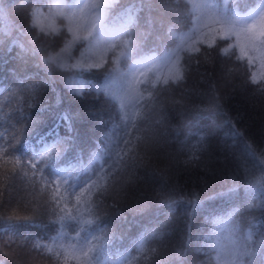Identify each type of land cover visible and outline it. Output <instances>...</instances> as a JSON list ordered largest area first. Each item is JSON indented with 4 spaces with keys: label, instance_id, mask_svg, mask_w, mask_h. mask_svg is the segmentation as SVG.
Here are the masks:
<instances>
[{
    "label": "trees",
    "instance_id": "trees-1",
    "mask_svg": "<svg viewBox=\"0 0 264 264\" xmlns=\"http://www.w3.org/2000/svg\"><path fill=\"white\" fill-rule=\"evenodd\" d=\"M127 1L137 2L136 32L142 51L165 43L171 29H183L190 20L185 0H171L180 4L179 10H168L160 0H122V4ZM0 4L8 6V20L0 23L4 41L0 145L25 128L10 153L26 161L48 152L38 165L43 175L67 180L66 187L73 191L97 172L92 199L103 192L99 203L107 210L84 225L85 231L75 221H65L66 236L53 244L52 238L60 235V221L52 209L65 213L55 204L41 207L44 196L38 190L47 193V186L41 181L34 189L22 173L9 180L8 173L0 170V264H55V254L34 249L37 240L62 249L65 255L60 259L67 264H83L85 259L89 264H216L215 252L205 240L215 227L211 217L233 208L239 209L236 220L242 237L252 232L254 241L264 238V196L246 191L250 183L258 187L264 182V78L253 81L246 60L219 52L209 58L203 53L213 50L199 44L200 54L194 50L181 54L184 79L157 83L156 88L150 81L140 84L139 89H148L142 92L144 98L121 110L102 92L74 95L64 81L78 74L89 87L100 80L111 60L83 73L45 66L43 58L62 46L66 29L58 28L62 36L34 39L40 35L30 18L36 4L31 0H0ZM13 37L30 49L27 56L22 58ZM33 48L36 56L31 54ZM157 91L153 100L149 93ZM116 114L125 119L115 120ZM126 140L131 141L127 146ZM120 156L127 159V166L117 165L111 174L105 171L109 160ZM234 182L236 191L230 199L216 196ZM193 193L203 202L199 211L181 202ZM172 200L177 203L170 204ZM82 214L88 218L87 211ZM86 236L91 244H85ZM98 244L103 245L96 251ZM81 246L92 249L87 258L79 252ZM246 261L264 264V249L257 246Z\"/></svg>",
    "mask_w": 264,
    "mask_h": 264
},
{
    "label": "snow or ice",
    "instance_id": "snow-or-ice-1",
    "mask_svg": "<svg viewBox=\"0 0 264 264\" xmlns=\"http://www.w3.org/2000/svg\"><path fill=\"white\" fill-rule=\"evenodd\" d=\"M162 6H166L168 10L175 8L180 9V4H172L171 0H160ZM31 3L36 4L31 10L30 18L33 25L39 27V37H56L63 35L56 27L57 17L63 16L69 22L67 29L71 35V39L64 44L59 51H51L43 58L45 66L51 64L58 69L68 72L77 70L78 73L87 72L91 69H98L103 64L111 63L116 65L111 68L109 76L103 88H94L93 85L86 87L83 80L78 79L80 75L73 74L64 77L67 87L74 95L79 96L81 93L91 92L95 90L97 93L104 92L110 96L112 100L118 101L120 109H126L130 103H139L142 100L143 91H148L147 88L143 90L137 88V85L144 84L148 79V73L153 68H167V74L161 78L157 76L155 81H151L152 88H156L157 83L168 85L169 82H178L184 79V66L181 65V54L193 52L191 40L193 35H178L175 39L178 41L176 47L167 52L163 57H159L154 51H142V41L137 38L136 29L139 28L138 16L135 5L130 8L122 10V0H76L75 4H71L69 0H31ZM223 10H218L210 4L194 5L204 11L202 15L210 14L215 23L220 24L221 27L214 30L211 39L199 40L197 43L203 44L206 49H212V52H204L203 55L211 58L216 52L229 59L237 61H247L249 66H252L254 61L259 60L264 64V0H246L243 5L238 3V0H223ZM255 3V6H253ZM7 5L0 4V23L8 20ZM237 7L247 8L243 15L233 12L228 15V10ZM47 9V14L42 11ZM195 31V30H194ZM10 35V32L8 33ZM21 34L23 29L21 28ZM141 36L147 38V34L141 32ZM13 44L20 47L22 58L27 56L30 49L21 43L16 37L12 38ZM218 41H230L227 47L218 43ZM78 42H86L87 47L80 51L79 59L75 63H71L73 46ZM4 43L2 34H0V46ZM187 45V46H186ZM79 50V49H77ZM11 51V49H9ZM200 47H195L194 52L201 53ZM32 56L37 55L35 48L31 49ZM185 61V65L189 64ZM197 63L199 58L197 57ZM144 76L145 80H140L139 76ZM27 78V77H25ZM255 78L253 77V81ZM153 100L159 95L156 93H149ZM115 120H123L124 116L116 114ZM25 128L13 134L7 141L0 145V170L8 173L9 180L19 176L21 173L32 182L35 189L36 185L41 181L47 186L48 192L45 193L43 189L38 191L44 196L42 208L49 209L55 204L60 212L64 215H59L56 209H52L53 214L56 215L60 221V235L53 237V244L60 241L66 236L63 232L65 221H75L80 231H85L84 225H91L98 220L100 216L106 214V208L101 207L99 200L103 196V192L97 194L96 200L92 199L93 188L97 186L95 175L78 190H71L67 185V180L59 178L49 180L43 175L42 168L38 165L40 160L49 155L45 152L42 157L36 160L21 161L17 156L10 153V149L18 142L19 137L23 134ZM204 137H200L202 145ZM125 146L129 145L131 141L123 142ZM120 151H123L120 149ZM112 157V154H111ZM96 158H99L98 155ZM193 154L192 159H195ZM108 168L105 170L111 174L112 169L117 165L127 166L128 161L124 156L118 157L116 160L110 159ZM5 165H10L9 168H4ZM104 165H101V169ZM29 172L31 176H29ZM227 187V191H220L216 196L221 198H231L230 194L236 191L235 182L233 186ZM106 191V190H105ZM246 191L250 194L254 193L259 196H264V182H259V186L255 187L250 183L246 187ZM49 196L51 199H49ZM215 199V197H213ZM74 201V203H73ZM186 203L189 208L199 211L203 204L192 194L191 199L181 201ZM177 201L172 200L170 204H175ZM74 209V210H73ZM84 211L88 212V218L82 214ZM239 209L233 208L226 212L225 215H215L211 217V223L215 226L212 232L205 237L209 247L215 252L216 264H247L246 258H250L256 247L259 246L264 249V238L260 241L253 240V233L249 232L246 237H242L240 228L236 217ZM223 234V235H222ZM154 238L159 239L155 232L152 233ZM98 238L93 236V240ZM85 244H91L87 236L84 237ZM103 244H98L96 251ZM34 249L39 253H53L57 256L55 264H67V260L61 261L60 257L64 256L62 249H57L46 243H41L39 240L34 242ZM73 251L76 248L73 247ZM89 249L85 251L84 247L79 248V252L84 257L89 256ZM95 259V257H92ZM83 264H89V260L85 259Z\"/></svg>",
    "mask_w": 264,
    "mask_h": 264
},
{
    "label": "rangeland",
    "instance_id": "rangeland-1",
    "mask_svg": "<svg viewBox=\"0 0 264 264\" xmlns=\"http://www.w3.org/2000/svg\"><path fill=\"white\" fill-rule=\"evenodd\" d=\"M186 1L188 3V7L191 13L189 25L182 30L173 31L175 34H171L172 38H170V40H172L171 41L172 45L169 48H166V49L163 48L160 52L156 51L155 54L157 56L163 57L167 52L174 49L176 47V44L178 43L175 37L178 35H186V36L189 34L193 35L194 39L191 40L190 43L194 50L195 47H198L199 45L197 41L204 40L206 38L211 39L212 35L214 34V30L221 27L220 24L215 23V21L213 20L210 14L202 15V11L204 10L198 7H194V5L210 4V6H214L218 10H223L224 8L223 0H186ZM69 2L74 5L76 0H69ZM84 2H90V0H84ZM245 2L246 0H238V3L240 5H243ZM253 6H255V3H253ZM42 11L45 13V15L47 14V9H42ZM246 11H247V8L237 7L235 9L228 10V15H232L233 12L243 15L244 12ZM61 26H63L66 29V31L69 27L68 20L65 19L63 16L57 17L56 19V27L60 28ZM70 39H71V35L68 33L67 38L65 39V41H63L62 46H60L59 49L62 48L64 44L67 43V41ZM228 43H230V41H228L227 43L223 45L227 47ZM85 47H87L86 42H78L76 45L73 46V49H72L73 58L70 61L71 63H75V61L79 59L80 51H82ZM59 49L57 51H59ZM115 66L116 65L112 64L111 66L108 67V69L105 71L101 79L97 81L95 84H93L94 88L104 87L105 82L111 71V68ZM167 71H168L167 68H153L152 71L148 73V79L151 81H155L157 76H161V78H163V76L167 74ZM137 75L139 76V73H137ZM250 76H251V79H253L254 77L255 80L264 78V64H262L259 60L254 61L253 65L251 66ZM139 79L145 80V77L139 76ZM116 103L119 104L118 101H116Z\"/></svg>",
    "mask_w": 264,
    "mask_h": 264
}]
</instances>
